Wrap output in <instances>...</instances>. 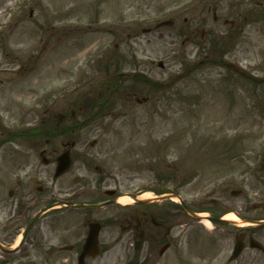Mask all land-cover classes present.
I'll return each instance as SVG.
<instances>
[{
    "label": "rangeland",
    "instance_id": "1",
    "mask_svg": "<svg viewBox=\"0 0 264 264\" xmlns=\"http://www.w3.org/2000/svg\"><path fill=\"white\" fill-rule=\"evenodd\" d=\"M165 20L175 30L156 26ZM136 61L162 82L149 102L119 100L114 116L84 127L112 129L100 164L122 191L168 165L202 177L189 195L216 185L210 196L225 205L235 171L252 168L246 183L264 191V0H0V142Z\"/></svg>",
    "mask_w": 264,
    "mask_h": 264
},
{
    "label": "flooded vegetation",
    "instance_id": "2",
    "mask_svg": "<svg viewBox=\"0 0 264 264\" xmlns=\"http://www.w3.org/2000/svg\"><path fill=\"white\" fill-rule=\"evenodd\" d=\"M145 66L136 61L129 73L107 72L106 101L147 104L154 87ZM93 99L65 95L40 122L3 132L0 264H264V191L246 183L251 169L232 173V205L222 194L204 199L216 185L189 195L202 177L172 165L134 176L135 192H124L120 176L100 164L110 152L100 148L111 128H84L115 115L110 106L93 113ZM67 151L71 167L56 176ZM77 169L86 176L73 175ZM130 194L136 201L123 200ZM91 229L96 241L89 240Z\"/></svg>",
    "mask_w": 264,
    "mask_h": 264
},
{
    "label": "trees",
    "instance_id": "3",
    "mask_svg": "<svg viewBox=\"0 0 264 264\" xmlns=\"http://www.w3.org/2000/svg\"><path fill=\"white\" fill-rule=\"evenodd\" d=\"M154 87V86H153ZM102 90V91H101ZM112 90V87L109 86L106 83H103L102 87L100 88V91L103 93L101 96V101H97L100 103V105L105 109L106 107L104 106H113L115 103L114 102H107L106 99H108V97L106 96V94H109ZM106 93V94H105ZM103 109V110H104Z\"/></svg>",
    "mask_w": 264,
    "mask_h": 264
},
{
    "label": "water",
    "instance_id": "4",
    "mask_svg": "<svg viewBox=\"0 0 264 264\" xmlns=\"http://www.w3.org/2000/svg\"><path fill=\"white\" fill-rule=\"evenodd\" d=\"M166 24L168 25H171L172 23L171 22H167ZM231 25H233V23L231 22ZM236 69V68H235ZM238 71V69H236ZM70 164H71V160L70 158L68 157L67 153L63 156H61V159H60V164H59V167H58V174H62L64 173V171H67L70 167ZM134 198V197H133ZM136 199V198H134ZM94 237V235H93Z\"/></svg>",
    "mask_w": 264,
    "mask_h": 264
}]
</instances>
